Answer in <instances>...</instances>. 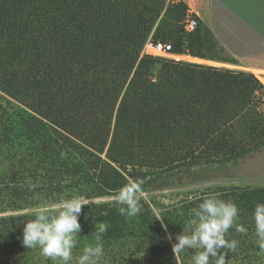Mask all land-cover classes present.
<instances>
[{"label":"trees","instance_id":"trees-1","mask_svg":"<svg viewBox=\"0 0 264 264\" xmlns=\"http://www.w3.org/2000/svg\"><path fill=\"white\" fill-rule=\"evenodd\" d=\"M173 7L0 0V264H60L23 244L24 222L33 207L72 195L92 203L71 264L101 221L110 227L100 264H193L198 250L174 256L172 246L210 193L235 202L247 228L229 230L239 243L226 264H264L251 215L264 185L188 182L264 146V86L252 74L143 54L148 38L174 34ZM130 178L144 190L133 217L111 202Z\"/></svg>","mask_w":264,"mask_h":264},{"label":"clouds","instance_id":"clouds-1","mask_svg":"<svg viewBox=\"0 0 264 264\" xmlns=\"http://www.w3.org/2000/svg\"><path fill=\"white\" fill-rule=\"evenodd\" d=\"M143 191V180L130 178L111 197V202L119 205L120 215L136 216L142 210ZM90 203L92 201L84 195H72L33 207L29 213L31 218L24 222L23 244L29 249L38 248L46 259L71 264L73 250L79 243L81 209ZM192 215L190 223L182 225V234L175 237L176 243L172 246L174 256L187 253V249H196L198 252L193 258V264H226V250L234 251L239 243L227 238L229 230L235 228L240 233H247V228L237 223L238 206L231 200L210 193L193 210ZM251 215L257 245L264 249V202H257ZM158 216L155 220L161 221V226L167 230V225L163 223L164 217ZM94 227L95 243L83 248L82 253L75 258V264H100L104 256L102 235L110 226L101 221ZM168 238L171 240V235Z\"/></svg>","mask_w":264,"mask_h":264},{"label":"crops","instance_id":"crops-1","mask_svg":"<svg viewBox=\"0 0 264 264\" xmlns=\"http://www.w3.org/2000/svg\"><path fill=\"white\" fill-rule=\"evenodd\" d=\"M183 1L212 41L264 86V0ZM198 60L223 63L206 57Z\"/></svg>","mask_w":264,"mask_h":264},{"label":"rangeland","instance_id":"rangeland-1","mask_svg":"<svg viewBox=\"0 0 264 264\" xmlns=\"http://www.w3.org/2000/svg\"><path fill=\"white\" fill-rule=\"evenodd\" d=\"M158 1L162 2V4L165 5L172 4L174 7L169 12V16L177 18L178 21L177 28L175 29L174 34L162 33L161 37L156 41L164 40L167 42H172L175 50L178 49L183 53L189 54H200L209 59L222 60L223 63L210 61L204 62L187 54H177L174 51L168 54L154 57L165 58L174 61L194 62L218 68L229 69L235 72H244L247 74H251L247 71L239 69L238 65L235 64L236 61L212 41L209 32L204 28L199 27L193 33H186L184 31L185 21L188 17V14L190 15V13L185 12L184 7L182 6L184 4L183 0ZM177 42H179V45H177ZM259 105L262 109L260 102ZM188 182H192L190 184H193V186H196L197 184H200L201 186L264 185V146L248 154L243 159L233 164L227 165L226 167L211 170H202L191 176L188 179Z\"/></svg>","mask_w":264,"mask_h":264},{"label":"built area","instance_id":"built-area-1","mask_svg":"<svg viewBox=\"0 0 264 264\" xmlns=\"http://www.w3.org/2000/svg\"><path fill=\"white\" fill-rule=\"evenodd\" d=\"M197 20L191 14H188V17L185 21L184 31L186 33H193L197 28ZM172 52V45L169 42L156 41L148 38L144 43L142 48V53L149 56H159ZM260 103L262 106V112H264V91L260 95Z\"/></svg>","mask_w":264,"mask_h":264}]
</instances>
